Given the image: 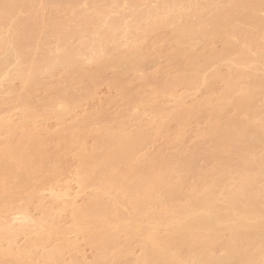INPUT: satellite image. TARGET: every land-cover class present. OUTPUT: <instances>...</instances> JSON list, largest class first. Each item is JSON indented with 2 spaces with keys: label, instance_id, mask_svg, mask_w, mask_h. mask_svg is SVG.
Returning a JSON list of instances; mask_svg holds the SVG:
<instances>
[{
  "label": "bare ground",
  "instance_id": "6f19581e",
  "mask_svg": "<svg viewBox=\"0 0 264 264\" xmlns=\"http://www.w3.org/2000/svg\"><path fill=\"white\" fill-rule=\"evenodd\" d=\"M202 1L51 0V4L50 0H0V55H7L0 56V94H8V99H15L14 106L24 109L21 122L31 121L30 126H38L42 121L53 119L61 123L96 95V87L109 71L114 76L108 79L111 86L124 98L134 94L132 75L144 83V89H149L139 100L128 102L134 104L129 107L135 111L131 116V113L126 116L127 110L125 114L123 111L117 121L100 113L90 119L92 125L78 122L66 125L70 133L66 130L58 133L59 142L56 141L60 146L56 148L65 150V154L74 151L72 158L79 159L75 180L83 189L80 191H92L90 199L80 207L77 200L69 199L70 188L65 190L68 184L63 186L67 194L62 196L72 209L74 219L71 232L61 225L65 209L63 214L58 209L57 217V209L52 207L54 216L58 220L61 217L57 226L54 224L57 221H53L56 218L49 215L51 211L45 212L54 218L53 222L47 215L45 220L49 221L44 222L40 218L36 222L28 215L27 205L43 191L42 184L58 183L62 162L54 158L52 169L43 174L50 160L47 156L51 155H46V142L32 138L37 127L32 128L33 132L29 130V134L23 125L22 132L20 126L11 123L10 114L7 120L1 119L2 107L0 213L16 211L23 200L25 204L16 213L24 221L28 219L26 223L30 226L24 223V228L19 225L17 229L12 226L17 218L9 221L11 218L4 220L0 215V264H65V251L79 246L78 241L71 240L72 243L68 239L72 232L76 239L81 236L87 245L102 251L89 264L111 263V254L118 246L121 247L115 259L124 264L118 260L124 261L125 255H131L134 241L139 243L141 255L133 263H125L264 264V106L256 107L260 98L264 103V17L261 16L264 0L252 4L247 0ZM206 2L218 3L220 11L205 21ZM46 4H50L48 8ZM51 6L58 12L68 9L66 17L69 18L59 20L58 17L59 21L52 17V20L40 18L41 9ZM50 20L53 22L49 23ZM164 32L168 37L163 36L166 41L161 37V42L169 43L173 50L159 55L161 59L166 57L176 72L151 76L147 70L157 60L144 43ZM86 35L88 39L84 41ZM75 37L83 38L80 50L71 48L70 42ZM49 38L53 39L54 48L48 47L53 44ZM216 40L223 45L221 51L214 48ZM59 69L68 74L65 78L69 76V82L63 89L58 88L60 84L56 85L57 99V91L51 90H55V85L51 87L55 82L50 88L43 82L46 79L49 82L51 76L50 81H54V72ZM16 80L21 85L15 90L12 85ZM220 83L222 87L218 89ZM179 88L186 90L184 95H176ZM39 89L55 92L52 96L56 100L41 99L42 96L36 95ZM202 89L208 91V96L189 104L187 100ZM77 93L79 98L75 96ZM13 94L16 98L11 99ZM165 96L176 103L170 112L158 105ZM32 99H39L36 107H30ZM10 100L8 103L12 104ZM1 105L3 102L0 108ZM138 108L144 111L143 116L150 112L153 118L139 122L133 131L130 127V131L126 122L135 119L137 113L138 118ZM104 116L109 121L101 119ZM143 116L137 120L141 121ZM202 118L206 124L199 129V137L207 142L205 160L212 163L208 172L199 173L192 161L182 157L175 162L140 155L151 141L153 129L164 132L175 122L180 126L177 137L182 140L187 134L186 128ZM13 123L21 134L15 131ZM90 139L93 145L89 150L86 145ZM60 154L64 155L62 151ZM42 174L52 176L40 181L37 178ZM36 179L40 185L35 184ZM62 196L56 197L58 204ZM36 200L41 202L39 197ZM33 221L36 226L29 224ZM59 224L62 228H58ZM33 226L39 230L36 232ZM27 231L32 236L27 239L29 244L25 248L17 247L18 237L27 235ZM122 237L127 238L125 246ZM50 241H60L61 246L48 250L46 244ZM35 256L40 263H36L39 260L35 261Z\"/></svg>",
  "mask_w": 264,
  "mask_h": 264
},
{
  "label": "rangeland",
  "instance_id": "374dc122",
  "mask_svg": "<svg viewBox=\"0 0 264 264\" xmlns=\"http://www.w3.org/2000/svg\"><path fill=\"white\" fill-rule=\"evenodd\" d=\"M4 1V0H3ZM200 1H202V0H199V2ZM213 1V2H212ZM211 2L212 3H214V0H212ZM248 2H250L251 4L252 3H254L256 0H247ZM50 2H51V0H50ZM47 4L49 3V1L48 2H46ZM200 3H203V1L202 2H200ZM212 3H209L208 2V4H207V2H206V6H208V8H206V13H204V15L206 14L207 16H204V19L205 18H208V19H210L211 17H213L216 13H219L218 11H220V10H218L219 8H218V3L217 4H215V5H212ZM46 4V5H47ZM51 4H52V2H51ZM209 4H211V5H209ZM220 4H222L221 2H220ZM50 5V4H49ZM49 5H47V7L46 8H48L49 7ZM217 5V6H216ZM54 6V5H53ZM53 6H51L49 9H46V8H44L45 10H46V13H45V10L44 9H41V11L42 12H44V13H42L41 11V14H39V16H40V18L42 17V19H51V17L53 18V20H55V21H59V20H66V19H68L69 18V16H68V18L66 17V13H68L69 12V10L68 9H63V10H60V12H58L59 10H57V11H55L54 9H53ZM152 6H155V4H153ZM141 7H144V6H141ZM50 11V13H53L54 11H55V13H53V15H55L54 17H53V15L51 16H46V15H48V14H50L49 13V11ZM51 10H54V11H52L51 12ZM39 11V10H38ZM44 14V15H43ZM213 14V15H212ZM43 15V16H42ZM45 16V17H44ZM261 16H263L264 17V13H261ZM47 17V18H46ZM58 17L60 18L59 20H58ZM54 18H56V19H54ZM52 20V19H51ZM50 20V22L49 23H52L53 21H51ZM205 21H206V19H205ZM47 22V21H46ZM142 22H145L144 20L142 21ZM141 22V23H142ZM141 23H139V24H141ZM145 24H146V22H145ZM144 25V24H143ZM140 26H142V24L140 25ZM165 38H167L166 37V32H164V33H162L161 35H157V36H155V37H153L151 40H150V42L148 43L147 41L144 43V46H145V48L147 49V47H148V50L147 51H149L150 53L149 54H154L153 55V57L155 58V60H157V61H159L158 59H160V61H159V64H156L157 63V61H156V63H155V66H153V64H152V67H149L150 69H148L147 70V72L150 74L151 73V76L155 73V74H157L158 76H159V74H163V73H165V72H170L171 70L172 71H175L176 72V68L175 67H172L171 65H170V62L168 61V59L165 57V58H162L161 59V55H159V53L161 54V53H166V54H168L167 52L169 51V53H170V51L171 50H173L172 48H171V45L168 43V44H165V43H167V42H165L166 41V39H164V37ZM165 40H163L162 42H161V39L162 38ZM85 40L84 41H87V39H88V36L86 35L85 36ZM48 40H52V41H50V44L51 43H53V39H51V38H49ZM83 38H77L76 39V37L75 38H73L72 40H71V42H70V44H72V47L71 48H73V49H76V50H80V49H82V46H83ZM164 42V43H163ZM80 44V45H79ZM52 45V46H51ZM50 46H48L49 48L50 47H52V48H54V46H55V43H53V44H51ZM147 45V46H146ZM79 47H81L80 49H79ZM163 49L164 50V52H163V50H160V52H159V49ZM214 48L216 49V50H218V51H221L222 50V48H223V45H222V43L219 41V40H216L215 41V44H214ZM158 53V54H157ZM3 54V53H2ZM157 55V56H156ZM0 56H2V58L4 57L5 58V56H7L6 54L3 56V55H0ZM0 59H1V57H0ZM165 60V61H164ZM167 60V61H166ZM155 62V61H154ZM158 65V66H157ZM157 66V67H156ZM11 69H13L12 67H11ZM160 71V73H158ZM54 74L55 75H53L54 76V81H50V80H52L53 78H52V76H51V79L49 80V82H47V80L48 79H46L44 82H43V84H45V82H46V86H48L49 85V87H46V88H50V86H51V84H53L54 82H55V84H53V86H51V87H54V85L56 86H58L59 84V86H58V88L59 89H63V86H67V84H68V80H69V76L67 77V79L65 78V76L66 75H68V74H66V72L63 70V69H59V70H56L55 72H54ZM262 74H264V69H263V72H262ZM156 75V76H157ZM106 76L107 77H105V79H103V80H101L100 81V83H99V85L96 87V92H95V94L96 95H94V97L93 98H90V100H88V101H84V103L82 104V106L78 109H74V111H73V113H71L70 115H68L67 116V118L64 120V121H61V123H60V121H55V120H53V119H48L47 121L45 120V121H40L41 123L40 124H38V126L36 125H34V126H30V123H31V125H33L32 124V122L30 121L29 123L28 122H21V118H22V112H23V110L21 111V108L19 109V108H17L16 107V105L14 106V103L13 102H15L12 98H16V95H12L11 96V99L12 100H10V99H8V94H4V95H2V94H0V102H3V106L1 105V108H0V111L2 112L3 110H4V115L2 116V114H3V112L0 114V117H1V119L3 120V118H4V120H7V116H8V114H10L11 116H9L10 118L13 116V118H11V123L12 122H14L15 123V125L16 126H20L21 128H22V132H24V127H23V125L25 126V131L27 132V133H29L30 134V132H33L34 130V132L31 134L32 135V138H40L42 141H44L43 143L45 144V142H46V144H45V149L47 150L46 152H47V154L46 155H51V156H47L48 157V159H50L49 160V162H48V164L46 165V170L45 171H43V174L45 173V172H47L46 174H48V171L47 170H51L52 168H51V163L53 162V159L54 158H56V159H54V161H56V160H61V162H62V171H60V173H59V175L57 176V182L58 183H55L54 184V182H53V184L51 183L50 185H48L47 183H46V185H45V183L44 184H42L41 186L43 187V191H40L41 193L39 194L38 193V195H37V197L35 198V199H33V201H31V202H29V204L30 205H27L28 206V215H29V213H30V217L32 218V219H34V221H36L35 219H38L39 221H41L40 219H42L43 220V222L44 221H49V219H51L50 217H49V215L51 216V214L54 216V213H55V210H56V215L55 216H57L58 217V215H57V213L59 212V210H60V212L59 213H62L63 214V211H64V209H65V211H64V215H63V223H61V225H63L62 227L64 228V226H65V228L67 227V228H69V231L68 232H71L72 231V223H74L73 221H74V219H73V217H72V209L67 205L68 203H67V200L65 201L64 200V196H62V195H65V194H67L68 193V195H69V193H71L70 195H69V199H71L70 197H72L75 201V203L77 204V205H79L80 207L81 206H83L84 204H85V202H87L89 199H90V196L92 195L91 193H92V191H91V193L89 192V190H87V191H83V192H81L83 189H81L80 188V186H78L79 184H77V182H76V180H75V177L77 176L76 174H77V169H79L80 167V163H78L79 162V159L77 158H72V156H74V151H71V153L70 154H68V152L69 151H67V154H65V150L63 151V149H60V151L58 150L59 149V146H60V143L58 144V133H60V131L62 132L63 130L65 131H68V127L69 126H71V125H73L74 123H78V122H85V123H88V124H90V125H92V120H93V118H94V116H97V115H99L100 113H101V115L103 114V113H105V115L106 116H108L107 117V119H111V120H120V116H122V115H119L120 113L122 114L123 113V111H124V113L123 114H125V112H126V110H127V112H126V116H129V113H131L130 114V116L132 115V114H135L134 112L135 111H131V108L129 109V107H131L132 105H134V104H132L131 105V103H129L130 104V106H129V104H128V102L131 100V101H134V100H139L144 94H145V91L146 92H148L149 91V89L148 90H146V88L144 89V83L143 82H140V81H138L137 79H136V77L134 76V75H132V76H130V80H133V87H134V94H135V96H134V94L132 95H130L129 97H127V98H124L120 93H119V91H118V89L117 88H115V87H113V86H111V84H110V82L111 81H109V80H111L114 76H113V72L112 71H109V72H107V74H106ZM153 76H155V75H153ZM48 77V76H47ZM47 77H45V78H47ZM44 78V79H45ZM109 79V80H108ZM57 82H56V81ZM66 80V84L65 85H62L63 83H64V81ZM58 81H60V82H58ZM52 82V83H51ZM57 83V84H56ZM143 83V84H142ZM13 84L14 85H12V83H11V85L13 86H9V85H4L5 87H12V88H14L15 87V90L16 89H18V88H20V85H21V83L19 82V81H14L13 82ZM57 86H56V88H54L55 90H53V88L51 89L52 91H59V89L57 88ZM4 87V88H5ZM17 87V88H16ZM222 87V83H220L218 86H217V88L219 89V88H221ZM11 88V89H12ZM46 88L44 87L43 89H45L46 90ZM98 88V89H97ZM57 89V90H56ZM44 91V90H43ZM43 91H42V89H39V91H37V93H36V95H40V96H42V98L41 99H43V98H47V100H50L53 96V94H55V92H53V94H51V92L52 91H50V89H49V91H44L45 92V94L43 93ZM58 91H57V99H58ZM206 91V92H205ZM47 92H49V94H51V96L47 93ZM138 92V93H137ZM186 92V90L184 89V88H179V89H177V91H176V95H184V93ZM199 94L197 95V96H195V97H193L194 98V100H193V98H190V99H188L187 101H189L190 103L189 104H194L195 102H197V101H199V100H201V99H204V98H206L207 96H208V91L207 90H205V89H202L201 91H199L198 92ZM142 94V96H140ZM5 95H6V97H5ZM78 95V93L75 95L77 98H79L80 97V95L79 96H77ZM137 96V97H136ZM139 96H140V98H139ZM4 97V98H3ZM56 97H55V95H54V97L52 98L53 100H56ZM135 97V98H134ZM170 96H165V97H163V98H161L160 100H159V102H158V105L159 106H161V107H163L164 109H162V110H164V111H167V112H170V111H172L173 110V108H175L176 107V103H175V101L174 100H172V98H169ZM9 98H10V96H9ZM39 99H40V97H38ZM138 98V99H137ZM8 99V102H9V100H10V102L12 101V104L11 103H8V102H6V100ZM39 99H32V101L30 102V107H36V105L35 104H37V102H38V100ZM52 99L50 100V101H52ZM34 102V103H33ZM8 103V104H7ZM33 105H32V104ZM264 103H263V101L261 100V98H260V101H257V103H256V107H257V109H262L263 108V105ZM38 105V104H37ZM157 106V105H156ZM4 109H3V108ZM15 108V109H14ZM134 108V107H133ZM133 108H132V110H133ZM3 109V110H2ZM6 109V110H5ZM139 109V116H138V118L137 119H139V117L142 115L143 116V112H141V108H138ZM158 109H161V108H159L158 107ZM130 112H129V111ZM6 111V112H5ZM122 111V112H121ZM138 112V111H137ZM136 112V113H137ZM108 113V114H107ZM148 113V112H147ZM146 114V113H145ZM144 114V116H143V119H145V120H141V121H138L137 119H136V116L138 115V113H137V115H135V119L133 120V119H129V120H131V121H127L126 122V124L128 125L127 127H128V129L130 130L131 128H132V131L133 130H135V128L136 127H138V123L140 122V124H142V123H144L145 121L146 122H149L152 118H153V116L152 115H149L150 114V112L147 114V115H145ZM111 115H113L112 117H111ZM116 115H118L117 117H119V118H117L116 117ZM5 116V117H4ZM106 116H104V117H102L101 119H104L105 120V122L106 121H109V120H107L106 119ZM110 116V117H109ZM92 117V118H91ZM114 117V118H113ZM6 118V119H5ZM10 118L8 119V120H10ZM117 118V119H116ZM131 118V117H130ZM14 119V121H12ZM90 119H92V120H90ZM204 118H202V119H197V121H194L193 123H191L186 129H187V131H186V135H185V137L182 139V140H179V138L177 137V135H178V131H179V129H180V126H179V124H177V123H175V122H173V123H171V124H169L170 126L164 131V132H162V131H160L159 133H158V131H155L154 129V131L152 130V132H151V141H149V144L146 146V148L142 151V152H140V155L141 156H146L145 158H148L149 159V157L150 158H153V157H159V158H162L163 160H164V158H165V160H171V159H174L173 161H175L176 159L177 160H180L181 159V157H182V159H186V160H190V161H192V163L194 164V166L196 167V169H197V171L200 173H206V172H208L209 170H210V168H211V162H208V161H206L205 159H206V157H205V149H206V147H207V142H206V140H203L204 138H202V137H199L200 135H199V129H203V127L205 128V122H204V120H203ZM135 120L136 121H138V122H136L135 123ZM140 120V119H139ZM90 121V122H89ZM143 121V122H142ZM111 122V121H110ZM142 122V123H141ZM14 123H13V127H14ZM60 123V124H59ZM65 123V124H64ZM205 123V124H204ZM68 127H67V126ZM135 125V126H134ZM34 127H37V128H35L34 129ZM131 127V128H130ZM16 128H19V127H16ZM34 130H33V129ZM65 128V129H64ZM67 128V129H66ZM14 129H15V127H14ZM20 129V128H19ZM28 129V130H27ZM29 130H30V132H29ZM15 131H17L19 134H21L19 131L20 130H16L15 129ZM131 131V130H130ZM17 132H16V135L18 136L19 134H17ZM69 132V131H68ZM34 133H35V136L33 137V135H34ZM70 133V132H69ZM37 134V135H36ZM39 136V137H38ZM55 138H54V137ZM19 137H20V135H19ZM57 137V138H56ZM178 138V139H177ZM55 140V141H54ZM58 142H57V141ZM55 143H57L56 145H55ZM49 145V146H48ZM57 145H58V149L56 148L57 147ZM92 145H93V140L92 139H90L89 141H88V143H87V148L90 150L91 148H92ZM49 147V148H48ZM61 151H62V153H64V155L63 154H60L61 153ZM156 151H157V154H156ZM159 152V153H158ZM162 152V153H161ZM57 154H59V156L57 155ZM61 155H63V156H61ZM159 155V156H158ZM69 156V157H68ZM61 157V158H60ZM64 157L66 158L65 160H64ZM71 157V158H70ZM58 158V159H57ZM69 158H70V160H69ZM177 160L175 161V162H177ZM64 161V162H63ZM65 161H67V163L65 162ZM69 162V163H68ZM49 163H50V165H49ZM67 164V167H66V165L65 164ZM53 164V163H52ZM69 164V165H68ZM54 165V164H53ZM53 165H52V167H53ZM64 165V166H63ZM176 165V164H175ZM50 166V167H49ZM64 167H66V169H64ZM69 167V168H68ZM79 167V168H78ZM194 167V168H195ZM66 170H67V172H66ZM79 171V170H78ZM61 172H65L63 175H60L61 174ZM42 174V176L41 175H39V177L37 178V179H39L40 181L42 180V179H45V176H46V174L45 175H43ZM48 176H52V174H49V175H47L46 176V178L48 177ZM60 177V178H59ZM41 178V179H40ZM58 178H59V181H58ZM37 179H36V181H37ZM76 179H77V177H76ZM34 181V180H33ZM40 181L38 182H35V184L37 185V184H39L40 183ZM55 181V182H56ZM61 181V183H59ZM62 184V185H61ZM65 184V185H64ZM66 184H68V186L69 187H67L66 186ZM40 185V184H39ZM44 185H45V187H44ZM48 185V186H47ZM40 186V188H42ZM63 186H66V189H65V187H63ZM62 187V188H61ZM67 188H70V190L68 189V192L66 193V192H64V190L63 189H65V190H67ZM40 190H42V189H40ZM62 190V191H61ZM81 190V191H80ZM79 191V192H78ZM61 192V194H59ZM62 192H64V194H62ZM81 193V194H80ZM74 194H75V196H74ZM54 195H57L56 197L58 198V196L60 197V195L62 196L61 197V201L59 200V204L57 203V201L56 200H58V199H56V197L54 196ZM53 196L55 197V199H53ZM77 196V197H76ZM39 197V200L41 201V202H38L36 199ZM76 198V199H75ZM66 199V198H65ZM20 200L21 199H19V203H20ZM34 201H36V202H34ZM56 201V203H54ZM65 202V206L64 205H62V204H64L63 202ZM22 206L25 204V202L22 200V203H20ZM16 205H18V203H16ZM15 205V206H16ZM19 206L18 205V207L20 208V207H22V206ZM54 205V206H53ZM64 207L63 209H62V206ZM60 208H59V207ZM66 206H67V208H66ZM18 207H16V211H14V209L13 210H11V211H9V212H7V213H4V214H2V213H0V215H2V217L4 216V220H8V219H10L11 218V220H9V221H14L15 219L14 218H17V220H18V218L20 219V221L18 220H16V221H14V224L15 225H12V226H16L17 227V229L22 225H24V223H25V225H26V227H27V223L26 222H29V220L28 219H25V221H24V217L23 216H21V215H19V214H17L16 212H18L19 213V208ZM52 207L54 208V207H56V208H54V209H52ZM58 207V208H57ZM68 207H69V209H68ZM17 208H18V210H17ZM12 209V208H11ZM26 209V211H27V207L25 208ZM52 209V210H51ZM59 209V210H58ZM68 209V210H67ZM63 210V211H62ZM45 211H47V213L49 212V211H51L50 213H49V215H47V213L45 212ZM52 211H54V212H52ZM69 211V212H68ZM10 213V214H9ZM44 213H46L45 214V216H44ZM58 213V214H59ZM66 213V214H65ZM7 214H8V217H7ZM72 214V215H71ZM5 215H6V217H7V219H6V217H5ZM46 215H47V218H49L48 220H45L46 218ZM33 216V217H32ZM54 216V217H55ZM65 216V217H64ZM71 216V217H70ZM29 217V219H31ZM44 217V218H43ZM57 217H55L56 218V220L54 219V218H52V219H54L53 221H57L58 220V218ZM13 218V219H12ZM40 218V219H39ZM60 216H59V220H60ZM65 218V219H64ZM1 219V218H0ZM23 219V220H22ZM52 219H51V222H53L52 221ZM27 220V221H26ZM58 220V221H59ZM31 222V223H29V224H32V223H34V224H32V225H35V222ZM54 222V224L57 226L58 225V223L59 222ZM36 222H38V221H36ZM50 222V223H51ZM61 222V221H60ZM13 223V222H12ZM41 223V222H40ZM71 224V225H70ZM20 225V226H19ZM61 225L59 224V226H58V228L59 227H61ZM28 226H30V225H28ZM36 226V225H35ZM15 227V228H16ZM25 227V228H26ZM34 227V226H33ZM32 227V228H33ZM61 227V228H62ZM23 228H24V226H23ZM34 228H36V227H34ZM60 228V229H61ZM64 228V229H65ZM64 229H63V231H64ZM29 230H31V229H29ZM38 231L39 230V227H37L36 229H35V231ZM66 230V229H65ZM34 231V230H33ZM33 231L32 232H30L31 234L33 233ZM36 231V232H37ZM35 233V232H34ZM67 233V232H66ZM27 235H22V236H20V238L18 237V245L19 246H17V244H16V246L17 247H21V248H23L22 246H24V248L29 244V243H27L28 242V237L30 236V234H29V232L27 231V233H26ZM29 234V235H28ZM70 234V236L68 237V239L71 241V240H75V241H78V243L77 242H75V243H77L76 245H79L78 247H76V249H75V247L72 249L71 248V250H68L67 249V251H65V253H64V256H63V261H64V263L65 264H85V263H87V264H89L90 262H92L93 261V259H94V257H96L97 256V253H101V252H99V251H96L97 249H94L95 247L94 246H90V245H87V241H86V243L83 241V240H81L80 238H82L81 236H79L78 238L80 239V240H77L76 239V237L77 236H75L74 234H73V232H72V234L71 233H69ZM77 235V234H76ZM68 236V235H67ZM30 237H32V236H30ZM29 237V238H30ZM31 239V238H30ZM29 239V240H30ZM84 239V238H83ZM85 240V239H84ZM61 241V240H60ZM60 241H58V242H56L55 241V243H53V242H49V243H47L46 244V248L49 250H51L53 247H55V246H59V244L61 243ZM64 242V241H63ZM72 243H74L73 241H71ZM125 242V243H124ZM126 242H127V238L124 240V237H122V243H124V244H122L123 246H125V244H126ZM139 243L138 242H136V241H134L132 244H131V248L133 249V255H132V252H131V255H125L124 256V261H127V262H130V263H133L134 261L133 260H135L136 261V259H138V257H139V255H141V251H140V245H138ZM63 245V244H62ZM121 245V244H120ZM60 246H61V244H60ZM121 247V246H120ZM120 247L118 246V249L116 248L113 252H112V254H111V256H113V257H110V256H108V257H110V258H112V261H111V263H109V264H122V263H120V262H117V260L115 259V255L117 254V251L120 249ZM123 248V247H122ZM47 250V251H48ZM121 250H123V249H121ZM121 250H120V252H121ZM41 251V250H40ZM43 252V251H42ZM42 252H39L40 253V255L39 256H41V253ZM103 253H104V251H103ZM108 253V252H107ZM219 253V255H221L222 254V252H218ZM37 255V254H36ZM107 255H109V254H107ZM39 256H38V258H39ZM74 257V258H73ZM76 257V258H75ZM109 258V259H110ZM136 258V259H135ZM74 259V260H73ZM113 259L114 260H116V262H114L113 261ZM37 260V257L35 256V261ZM39 260V259H38ZM37 260V261H38ZM95 260V259H94ZM106 260H107V258H106ZM81 263H80V262ZM118 261H121V262H123L124 264H129V263H125L124 261H122L121 259L120 260H118ZM132 261V262H131ZM41 261L39 260L38 262H36V263H40ZM94 262V261H93ZM92 262V263H93ZM110 262V261H109ZM35 263V262H34ZM41 264H48V263H41ZM106 264V263H105ZM108 264V263H107Z\"/></svg>",
  "mask_w": 264,
  "mask_h": 264
}]
</instances>
